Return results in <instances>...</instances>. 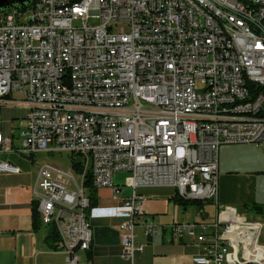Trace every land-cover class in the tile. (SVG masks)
<instances>
[{
	"label": "built area",
	"instance_id": "2783aa9c",
	"mask_svg": "<svg viewBox=\"0 0 264 264\" xmlns=\"http://www.w3.org/2000/svg\"><path fill=\"white\" fill-rule=\"evenodd\" d=\"M33 2L28 24L25 11L0 13V107L27 111L23 155L78 158L69 172L41 165L38 213L55 228L65 264H86L90 176L120 201L121 258L136 264L145 249L137 236L147 200L141 190L172 189L187 201L218 204L221 146L264 143V0ZM226 37H234L235 50ZM70 77H78L77 89ZM16 92L24 97L13 98ZM12 146L0 133V154ZM19 173L0 158V174ZM118 173L127 174L131 190L123 200ZM171 228L196 237L202 254L194 264H264V221L234 207L219 206L211 222ZM156 231L143 225L146 239Z\"/></svg>",
	"mask_w": 264,
	"mask_h": 264
},
{
	"label": "crops",
	"instance_id": "0c3cea01",
	"mask_svg": "<svg viewBox=\"0 0 264 264\" xmlns=\"http://www.w3.org/2000/svg\"><path fill=\"white\" fill-rule=\"evenodd\" d=\"M26 117L25 109L0 107V133L13 138L12 151L1 153L0 158L21 169L19 174H0V264H65L66 254L48 242L51 227L42 221L34 194L40 167L50 154L27 157L19 152ZM220 151L218 204L210 202L205 205L202 217L197 215L199 208L196 206L178 204L173 198L175 191L172 189L140 191L147 200L144 202V218L140 219L137 227V236L145 249L136 256V264H194L193 257L202 254L196 237L188 233L178 236L171 226L175 223L211 222L219 206L234 207L242 215H245L244 211H252L263 217L254 207L264 205V196H259L256 189L257 178L264 173V167L263 170L241 172L234 168L232 162L222 161ZM125 177V173L115 175L116 184L122 187V200L131 194V190L124 187ZM112 194L110 189L98 190V205L92 215L89 212L93 230L92 247L88 252H81L83 263L128 264L121 258L119 226L122 219L117 218L115 213L120 201L114 200ZM35 212L38 214L37 221ZM145 224L157 227L150 239L144 237Z\"/></svg>",
	"mask_w": 264,
	"mask_h": 264
},
{
	"label": "rangeland",
	"instance_id": "374dc122",
	"mask_svg": "<svg viewBox=\"0 0 264 264\" xmlns=\"http://www.w3.org/2000/svg\"><path fill=\"white\" fill-rule=\"evenodd\" d=\"M12 10H6L2 13L12 14ZM33 12L32 8L27 9L22 17L21 21L24 24H28L29 20L32 18ZM91 26L95 25L98 26L100 21L98 20H91L89 22ZM200 87L201 84H199ZM13 98L22 99L24 95L20 92L13 93ZM220 153L222 154V161H227L228 163L232 162L234 168H237L241 172L246 171H256V170H263L264 167V143L263 144H238V145H223L221 146ZM78 160V158L68 154V153H56L52 154L45 160L48 163L55 164L62 168L64 171L69 172L72 168V163ZM127 176V174H125ZM63 183H67V180L62 181ZM72 188V186H71ZM257 193L259 196H264V173H261L260 176L257 178ZM93 211V209H92ZM92 211H90L92 215ZM249 219L251 220H261L264 221V217H259L260 215H256L254 212L249 211L244 213ZM47 227V226H46ZM49 229V227H48ZM83 253L80 254V257Z\"/></svg>",
	"mask_w": 264,
	"mask_h": 264
},
{
	"label": "trees",
	"instance_id": "16d2710c",
	"mask_svg": "<svg viewBox=\"0 0 264 264\" xmlns=\"http://www.w3.org/2000/svg\"><path fill=\"white\" fill-rule=\"evenodd\" d=\"M33 4H34V2H32L31 4L25 6L24 8H21L19 6H15V9L19 10V11H26L27 9L32 8ZM74 163H75V161H74ZM74 168L77 171H79L80 170V165H75ZM85 187L87 188L88 195H89V197L91 199V207L92 208H96L97 205H98V189H96L94 187L92 178L90 176L88 177V179H87V181L85 183ZM173 198L178 204H180V205H182L184 207L196 206L199 209H203L205 205L209 204V203H204L202 201H187V200H184V199L178 197L177 193H174ZM254 210L258 214L263 215V217H264V205L263 206L257 205V206L254 207ZM88 214H89V211H88ZM37 217H38V214H37V212H35V221H37ZM58 241H59L58 234H57L55 228L51 227L50 230H49L48 242H49V244L52 247L56 248Z\"/></svg>",
	"mask_w": 264,
	"mask_h": 264
},
{
	"label": "bare ground",
	"instance_id": "6f19581e",
	"mask_svg": "<svg viewBox=\"0 0 264 264\" xmlns=\"http://www.w3.org/2000/svg\"><path fill=\"white\" fill-rule=\"evenodd\" d=\"M192 5H202V0H188ZM208 15H215V6H208ZM226 46L228 50L236 49V41L234 37H226ZM1 87V80H0ZM78 88V77H70V89Z\"/></svg>",
	"mask_w": 264,
	"mask_h": 264
},
{
	"label": "water",
	"instance_id": "95a60500",
	"mask_svg": "<svg viewBox=\"0 0 264 264\" xmlns=\"http://www.w3.org/2000/svg\"><path fill=\"white\" fill-rule=\"evenodd\" d=\"M32 2L33 0H0V13L6 10H15V6L24 8Z\"/></svg>",
	"mask_w": 264,
	"mask_h": 264
}]
</instances>
